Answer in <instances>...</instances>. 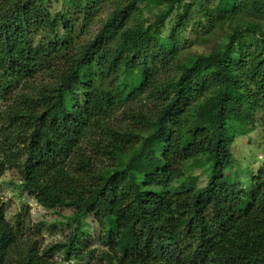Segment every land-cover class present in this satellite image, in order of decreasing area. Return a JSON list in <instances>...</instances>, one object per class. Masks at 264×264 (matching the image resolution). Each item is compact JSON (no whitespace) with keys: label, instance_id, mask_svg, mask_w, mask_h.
Listing matches in <instances>:
<instances>
[{"label":"trees","instance_id":"obj_1","mask_svg":"<svg viewBox=\"0 0 264 264\" xmlns=\"http://www.w3.org/2000/svg\"><path fill=\"white\" fill-rule=\"evenodd\" d=\"M105 3L91 35L74 33L67 8L86 24ZM191 14L226 42L179 54L177 29ZM46 70L62 80L43 98L50 106L0 126L22 129L0 140V177L14 170L22 192L69 210V232L41 249L0 198V240L22 246L20 264H61L57 252L89 264V226L99 264H264V165L252 171L232 151L264 111V0H0L5 96L22 81L43 84Z\"/></svg>","mask_w":264,"mask_h":264},{"label":"rangeland","instance_id":"obj_2","mask_svg":"<svg viewBox=\"0 0 264 264\" xmlns=\"http://www.w3.org/2000/svg\"><path fill=\"white\" fill-rule=\"evenodd\" d=\"M62 3L66 0H61ZM208 6L213 5L217 0H206ZM61 2L54 3L52 10L58 11ZM108 11V6L105 3L100 7L99 11L84 24L81 12L74 11L72 8H67V18L73 25L74 33L81 37L89 36L99 26L100 19H102ZM198 18L197 14H191L188 17V23L183 27L177 29L176 44L180 51L179 54L189 53H206L212 49L221 47L226 39L222 34V30L215 23L202 25L194 23ZM173 19L172 21H174ZM205 23V24H204ZM174 23H170L164 31V36L171 32ZM168 43L172 41L167 38ZM134 106L138 104V99L132 103ZM119 124L125 125L127 123L125 114H119ZM258 128L242 137H236L232 147L234 157L241 166H247L252 171H257L264 165V111L259 113L257 117ZM200 169H194V173L199 172ZM241 170L237 166L231 170V177H238ZM202 183V182H200ZM0 198L2 199L5 216L9 222H13L17 215H20L23 221L24 234L37 242L41 249L48 245L62 240L69 232L67 226H62L60 221H64L63 217L70 213L67 209L52 210L40 205L34 196H30L22 192L19 186L18 174L14 170H6L0 177ZM92 223V217L88 220ZM89 235L86 236L84 244L87 247H95V256L87 262L89 264H99V254L102 248L97 243V233L99 230L96 226H89ZM54 258L61 264H74V260H64L57 252Z\"/></svg>","mask_w":264,"mask_h":264},{"label":"clouds","instance_id":"obj_3","mask_svg":"<svg viewBox=\"0 0 264 264\" xmlns=\"http://www.w3.org/2000/svg\"><path fill=\"white\" fill-rule=\"evenodd\" d=\"M79 53H76L74 60L78 59ZM38 76L45 77L43 84L39 81L32 80L22 81L18 88L14 91L9 89L8 96H5L6 85L0 81V126H6L8 117L15 115L18 111L24 112L26 115L31 117L40 116L50 105L43 98L49 94L55 95L51 92V89L58 87L62 82L61 77L55 70H46L43 73H38ZM51 76V79L47 77ZM35 80V78H33ZM13 87H15L13 85ZM47 91H42V89ZM15 101V103H13ZM22 131L21 126H14V130L10 129L8 133L0 132V140L3 139L4 135L11 134L15 137L16 132ZM32 129L28 128L22 132V135L27 136L31 133ZM11 142V141H10ZM25 144H20L18 148H13L12 151L23 149ZM3 155L0 154V160H3ZM24 249L19 243L12 244L5 247L3 241L0 240V264H20L23 261Z\"/></svg>","mask_w":264,"mask_h":264}]
</instances>
